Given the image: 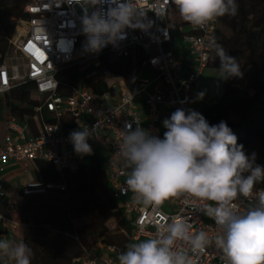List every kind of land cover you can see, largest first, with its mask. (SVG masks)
Here are the masks:
<instances>
[{
    "label": "built area",
    "instance_id": "2783aa9c",
    "mask_svg": "<svg viewBox=\"0 0 264 264\" xmlns=\"http://www.w3.org/2000/svg\"><path fill=\"white\" fill-rule=\"evenodd\" d=\"M134 2L146 13L143 19L148 25L146 30L126 28L125 39L94 53L85 47L87 38L81 24L84 8L80 4L73 0H28L23 11L25 17L19 20L10 40L11 52L0 63V98L18 86L32 83L33 94L40 103L32 124L19 121L10 112L4 118L5 128L0 133V206L6 201L4 173L9 164L18 165L28 175L36 163L48 162L63 176L77 172L87 163L85 159L98 156L103 160L113 196L119 200L130 224L132 231L130 235L125 231L128 240L122 248L115 245L84 248L73 264H117L118 255L129 243L154 235L152 218L160 215L169 218L180 215L188 219L193 231L202 229L210 235L219 231L212 219L185 206L181 200L165 202L158 212L134 205L126 185L128 170L118 155L126 123H132L135 129L134 121H139L150 135L163 139L167 131L163 121L177 109L187 113L199 97L193 89L215 56L208 43L216 36L219 18L204 29L187 22L174 26L171 0ZM104 56L139 59L135 79H109V90L101 94L93 93L84 84L72 88L67 96L59 93L56 74L62 68L76 63L97 66ZM14 59L21 63H15ZM64 118L69 119L67 130ZM93 126L95 130L87 141L92 154L78 155L68 139L69 133ZM52 187L36 178L26 183L21 192L27 196L44 194ZM261 189L264 184L257 183L254 194ZM237 203L243 212L256 200L240 197ZM11 215V209L0 211L4 239L22 227ZM221 256L213 244L193 259L195 264H224Z\"/></svg>",
    "mask_w": 264,
    "mask_h": 264
},
{
    "label": "clouds",
    "instance_id": "9594fccd",
    "mask_svg": "<svg viewBox=\"0 0 264 264\" xmlns=\"http://www.w3.org/2000/svg\"><path fill=\"white\" fill-rule=\"evenodd\" d=\"M84 8L81 17L86 50L99 53L105 46L126 38V28L146 30V13L134 0H73ZM180 18L204 29L225 15L235 16L236 0H171ZM107 5V8L104 7ZM89 9H92L89 11ZM157 13V12H156ZM158 15V13H157ZM208 47L219 59L220 80L243 75L236 57L212 38ZM204 93H199L203 98ZM125 124L118 155L124 162L127 190L132 203L158 212L167 201L181 200L215 222L218 233L193 231L188 219L176 215L152 218L154 235L131 242L117 257V264H195L194 255L213 245L224 264H264V166L255 153L245 154L226 122L210 125L195 110L177 109L163 121V139L150 135L139 121ZM88 127L69 133L78 155H91ZM240 197L256 203L239 211ZM191 253L192 255H190ZM32 249L24 242L0 239V257L14 264H31Z\"/></svg>",
    "mask_w": 264,
    "mask_h": 264
},
{
    "label": "trees",
    "instance_id": "16d2710c",
    "mask_svg": "<svg viewBox=\"0 0 264 264\" xmlns=\"http://www.w3.org/2000/svg\"><path fill=\"white\" fill-rule=\"evenodd\" d=\"M27 2L0 0V63L11 52L10 40L19 20L25 17L23 11ZM236 3L235 16L219 18L215 39L229 55L236 57L243 75L225 80L223 97L205 105L200 114L210 125L226 122L237 136L238 145H243L245 154L251 157L255 153V163L264 166V0H236ZM171 13L174 26L186 23L174 4ZM138 64L137 58L116 60L104 56L97 66L67 65L56 74L59 93L67 96L72 88L84 84L93 93L101 94L109 90V79L134 80ZM208 67L219 69L218 57L214 56ZM33 91L34 85L26 83L1 97L0 119L3 113L10 112L19 121L32 124L40 104L33 97ZM68 121V118L62 120L65 130ZM34 168L38 179L54 187L44 194L29 196L20 190L22 203L16 219L22 227L19 233L18 229L11 234L14 242L22 241L32 249L31 264H73L84 248L97 245L123 247L127 236L118 243L105 236L107 224L112 219L129 235L132 230L119 200L113 196L100 157L93 156L77 172L63 176L48 162H38ZM80 194L89 197L78 201L76 197ZM88 217L92 220L84 226H75V221ZM3 234L0 228V239ZM0 264H11V261L0 257Z\"/></svg>",
    "mask_w": 264,
    "mask_h": 264
},
{
    "label": "rangeland",
    "instance_id": "374dc122",
    "mask_svg": "<svg viewBox=\"0 0 264 264\" xmlns=\"http://www.w3.org/2000/svg\"><path fill=\"white\" fill-rule=\"evenodd\" d=\"M14 62L21 63V61L18 59H14ZM218 77H219V69L210 68V67L206 69L205 73L202 75L201 80L203 82L201 83L200 87L198 88V90L193 89V92L197 95L201 92L204 93L203 98H201L202 102L198 101L200 100V98L198 97L192 102V106L190 107L189 110H195L200 113L201 109L205 105L207 106L211 105L213 104V102H216L223 97L225 80H220L218 79ZM33 97L36 99L35 94H33ZM85 161L89 162V159H85ZM35 173H36L35 168L34 166H32V171L30 172V175L32 176L34 174L36 176ZM86 197H89V195L80 194L76 198L78 201H80ZM18 198H19L18 201L14 202L15 209H13V212L11 215L13 219H16L18 217V210L22 203V196L20 195V193H19ZM91 220H92V217H88L86 219L75 221V226L76 227L84 226L86 223H88ZM107 227H108V234H106L105 236L109 237L110 239H113L115 242L118 243L120 242V240L126 237L125 231L118 228L117 221L115 219H112L111 221H109V223L107 224ZM20 231L21 229L18 230V233Z\"/></svg>",
    "mask_w": 264,
    "mask_h": 264
},
{
    "label": "crops",
    "instance_id": "0c3cea01",
    "mask_svg": "<svg viewBox=\"0 0 264 264\" xmlns=\"http://www.w3.org/2000/svg\"><path fill=\"white\" fill-rule=\"evenodd\" d=\"M205 71H204V73H205ZM202 82L203 81L201 80V82L199 84H197L194 87V89L198 90V88L200 87ZM198 101L202 102V99L200 98V100H198ZM7 114H8L7 112L4 113L2 115V118L0 119V133L5 128L4 118L6 117ZM36 178H37V176H35L34 174L32 176L30 174H28V175L24 174L18 165L13 164V163L9 164L5 170V173H4V179L6 180L5 190H6L7 196H6V201L0 206V211L6 212L8 209H11L13 212V209H15V203L14 202L18 201V199H19L18 196H19L21 188L26 183H28L30 180L36 179ZM0 228H1V226H0ZM12 233L13 232H10L6 236V239L13 241L11 238ZM11 264H14V263L11 262Z\"/></svg>",
    "mask_w": 264,
    "mask_h": 264
}]
</instances>
